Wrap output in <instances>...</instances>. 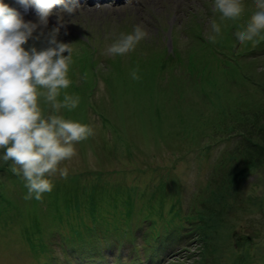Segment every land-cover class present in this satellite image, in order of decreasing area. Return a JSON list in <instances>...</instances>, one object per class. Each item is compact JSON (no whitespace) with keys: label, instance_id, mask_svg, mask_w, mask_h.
I'll use <instances>...</instances> for the list:
<instances>
[{"label":"rangeland","instance_id":"374dc122","mask_svg":"<svg viewBox=\"0 0 264 264\" xmlns=\"http://www.w3.org/2000/svg\"><path fill=\"white\" fill-rule=\"evenodd\" d=\"M81 1L83 3L71 16L57 11L50 15L47 26H39L34 36L39 35L41 31L47 34L53 29H58L57 39L71 44L72 62L77 66L76 79L81 81L71 82L68 89L62 90L60 97L66 92L79 98L75 109L79 120L74 116L73 109H66L64 117L87 124L93 129V134L87 142L75 145L76 155L60 165L61 168L67 169V177H61L59 173L53 176L52 184H60L55 188L52 197L56 199L54 208L56 212L62 210L67 216L63 201L57 200L58 196L67 194L66 207L71 211L68 217L72 219L79 214L76 208H80L79 202H82L80 196L83 191L79 190L72 179L76 178L79 182L80 174L88 172L89 176L85 182L93 177V181L99 183L92 197L95 200L94 207H99V214L96 216L98 235H104L108 231H117V225L109 210L116 207L124 209L125 205L118 202L120 188H124L127 194L136 196L134 201L137 211L143 210L147 214L152 212L154 200L150 195L139 198L138 190L144 191L154 187L150 190L152 192L158 183H160L158 188L170 192V198L183 195L187 206L194 198L197 200L195 196L199 189L195 190L196 186L199 184L201 190L206 191V188H209L211 174L213 178L220 177L223 173V164L231 157L229 154L232 151L238 152L244 145L240 140L234 142L226 140L225 135L215 137L223 129L222 120L228 118L235 107L238 106V109L244 102L262 103L263 99L260 96H263L264 92L259 91L262 88L257 84L247 85L243 77L245 65L248 67L249 64H254L253 61L246 59L247 64L239 62L243 67L236 72L225 67L227 61L232 63L237 61V57L232 53L234 47L240 51L247 43L241 44L237 37L234 39L231 36L224 37L228 21L220 19V14L214 9V0H123L122 3L112 1L102 5H96L91 0ZM249 1L253 3L252 0ZM14 3L19 4L17 0ZM212 9L215 12L213 16L210 14ZM252 10L253 7L245 4V12L240 17L242 28ZM23 11L25 14L22 18L25 22L39 24L34 7L27 10L23 8ZM195 13L202 14L198 19L203 23L202 27L206 33L210 31L212 19L220 24L221 32L215 37L214 42L208 37L190 40L182 32L187 21H190ZM136 25H142L148 33L139 44L145 45L146 48L150 44L152 46L155 44L152 47L153 53L151 51L149 54L150 60L138 62L139 72L145 73L150 69L154 73L133 79L128 61H126L128 68L124 70L122 67L121 71L107 70L103 63H96L97 67L94 65L92 71H87L91 77L88 75L87 79L85 76L82 79L78 69L83 62L93 58L92 49L81 40L73 39L81 35L87 40L90 36L92 44H97L99 51L103 55H108L106 48L118 39L121 33L132 32ZM172 30L176 31L171 33ZM171 35L175 52L170 55L171 50L164 46L170 47ZM208 35L213 34L210 31ZM221 38L223 39L218 42ZM33 44L37 47L43 46L42 41L30 39L25 47L29 48ZM138 45L134 48L135 51L138 50ZM78 50L81 52L79 55ZM216 50L222 51L220 55L216 54ZM262 62L264 65V55ZM263 65L254 64L255 67L251 69L252 76L249 77L259 83L263 82ZM97 73L99 76L95 75ZM183 80L187 81L186 84L191 82V86L184 85L178 88V84ZM249 90L250 94L252 91L256 94L252 97V94L248 93ZM91 110L98 115L90 112ZM59 114L63 115L64 109H61ZM251 140L255 141V137ZM2 155L0 152V164L7 163L3 161ZM69 173L76 176L72 177ZM9 178L6 170L0 172V185L4 182L8 188ZM246 178L240 193L241 199L244 201L248 197L258 198L264 206V166L252 169ZM7 190L18 192L20 188L12 185ZM91 190L90 186L89 191ZM11 191L8 195L15 198ZM16 204L20 205V202ZM88 207L89 199L85 195L84 213ZM248 207L263 224L264 212H260L258 216L257 208L253 205ZM22 209L19 208V214L16 215H20L25 221L11 227L15 234H19L13 247L10 245L9 234L0 236V264H35L38 255L32 250L29 240L24 239L25 233L30 231L26 225L38 224V229L40 225L50 229L51 214L41 215L39 210H32L31 205L28 209L24 207ZM91 215L87 214L86 217L91 220ZM186 218L181 205L178 204L176 210L165 220L163 227L172 231L178 230L184 227ZM126 223L127 221L121 220L120 227H124L130 233ZM239 223H245V219H241ZM158 224V219L147 220L142 230L147 232ZM248 226V223L242 225L241 230L249 233L251 229ZM177 234L180 239L181 234ZM53 239L57 241V238ZM224 239V233L202 237L200 241L207 247L203 264H219L225 258V254L214 255L212 251L213 247L223 246ZM259 241L263 239L257 237L254 244L248 245L249 247L243 251L252 248L253 257L258 258L261 249ZM138 243L143 246L140 240ZM53 248L57 263H92L80 262L74 255H67L71 253L64 252L62 244L61 246L55 244ZM168 249L173 253L178 252L174 264H197L200 261L202 251H199V243L179 245L178 248L169 246ZM140 252L145 257V251L140 249ZM127 260L125 258L122 263H127ZM146 260L150 262L148 264H156L154 260L148 261V258ZM105 261L108 264H116L115 259L110 257ZM36 264H39V261ZM259 264L264 262L260 261Z\"/></svg>","mask_w":264,"mask_h":264},{"label":"clouds","instance_id":"9594fccd","mask_svg":"<svg viewBox=\"0 0 264 264\" xmlns=\"http://www.w3.org/2000/svg\"><path fill=\"white\" fill-rule=\"evenodd\" d=\"M25 10L34 7L39 24L25 22L19 12L0 0V152L5 162L12 161L11 171L22 175L28 193L26 200H41L52 191L51 177L57 173L67 177V169L60 165L76 155L75 145L88 139L93 129L87 124L60 115L61 109H75L79 98L62 90L69 88L71 44L57 39L58 29L45 34L34 33L41 25L47 26L48 17L61 0H17ZM80 5L64 4L61 12L69 16ZM214 9L223 20H238L245 12L243 0H214ZM214 42L221 26L210 22ZM264 32V0H253V10L242 29L235 33L241 44L253 41ZM142 25L132 32L121 33L106 48V54L125 55L147 37ZM32 39L42 47L26 48ZM65 53H68L65 55ZM132 78L138 79L136 72ZM45 105L48 111L45 110Z\"/></svg>","mask_w":264,"mask_h":264},{"label":"trees","instance_id":"16d2710c","mask_svg":"<svg viewBox=\"0 0 264 264\" xmlns=\"http://www.w3.org/2000/svg\"><path fill=\"white\" fill-rule=\"evenodd\" d=\"M250 136L251 137L250 139H248L247 143V146H249L250 149L244 154V158L241 159V164L245 165L246 168L240 171H234L229 176L227 175V177H225V180H223L222 184L221 181H218L220 183V186H223L225 188V191L229 194V197H233V195L237 191L236 188L238 187V184H240L242 180L246 177L248 171H252V169L256 167L259 163L260 165H262V160L264 161V128L261 131V137L255 132H252ZM253 136L257 137V141L254 142L251 140ZM254 149L255 152H252ZM239 172L242 173V176ZM234 185L236 186L234 187ZM214 186L215 187H213L211 192L209 191L207 196H205L201 200L204 202H201L203 205L199 210V215L201 216L202 220L208 222L209 225L215 223L216 221L220 222L221 220L219 219L223 215L221 211H223L229 206L228 205L226 208H224L227 204H224V196L226 193H221L218 188L219 186L217 187L216 183L214 184ZM76 210H79V208H76ZM60 217H62V214L56 216L55 219H60ZM76 235H78L79 237L83 236L81 232H76ZM78 240L84 242V239ZM31 246L38 256L46 253V247L44 246L42 241H40V243L38 244H35V242H33L31 243ZM84 248H86V245L82 244L79 247V252H82Z\"/></svg>","mask_w":264,"mask_h":264},{"label":"bare ground","instance_id":"6f19581e","mask_svg":"<svg viewBox=\"0 0 264 264\" xmlns=\"http://www.w3.org/2000/svg\"><path fill=\"white\" fill-rule=\"evenodd\" d=\"M94 1V3L97 5H102L103 3H105V2H102V1H99V0H93ZM59 12H61V10H59Z\"/></svg>","mask_w":264,"mask_h":264}]
</instances>
